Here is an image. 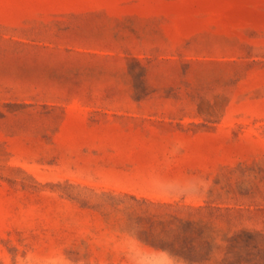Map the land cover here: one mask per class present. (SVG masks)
I'll return each mask as SVG.
<instances>
[{
    "label": "rangeland",
    "instance_id": "374dc122",
    "mask_svg": "<svg viewBox=\"0 0 264 264\" xmlns=\"http://www.w3.org/2000/svg\"><path fill=\"white\" fill-rule=\"evenodd\" d=\"M133 229L264 264V0H0V264H129Z\"/></svg>",
    "mask_w": 264,
    "mask_h": 264
},
{
    "label": "clouds",
    "instance_id": "9594fccd",
    "mask_svg": "<svg viewBox=\"0 0 264 264\" xmlns=\"http://www.w3.org/2000/svg\"><path fill=\"white\" fill-rule=\"evenodd\" d=\"M174 151H179V146H177ZM204 181L202 178L193 177L183 183H173L166 187L159 189V191L167 197H175L177 199L196 197L203 190ZM137 230L133 229L128 233L133 239L136 240V248H126L124 254L128 258L129 264H140L138 255L144 250V244L139 240L138 236L135 235ZM157 251H162L168 256V264H182V260L179 257L173 256L167 250L160 249Z\"/></svg>",
    "mask_w": 264,
    "mask_h": 264
}]
</instances>
